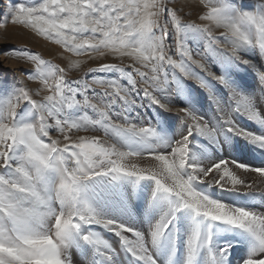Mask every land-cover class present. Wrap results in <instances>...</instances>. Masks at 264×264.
Wrapping results in <instances>:
<instances>
[{"label": "snow or ice", "instance_id": "obj_1", "mask_svg": "<svg viewBox=\"0 0 264 264\" xmlns=\"http://www.w3.org/2000/svg\"><path fill=\"white\" fill-rule=\"evenodd\" d=\"M188 6L196 19L176 0H0V27L118 61L69 79L86 60L14 50L37 87L0 79V264H264V192L240 175L264 181V161L234 155L264 152L237 123L264 129L237 75L264 59V0Z\"/></svg>", "mask_w": 264, "mask_h": 264}, {"label": "rangeland", "instance_id": "obj_2", "mask_svg": "<svg viewBox=\"0 0 264 264\" xmlns=\"http://www.w3.org/2000/svg\"><path fill=\"white\" fill-rule=\"evenodd\" d=\"M250 3H255L256 0H249ZM195 3V0H176V6L178 8L182 7L183 11L181 15H185V19H196L199 8L189 7ZM3 9H0V18H2ZM190 13V14H189ZM189 14V15H186ZM26 49L33 53H39L44 59L52 60L53 63L60 64L61 67L67 68L68 59H81L86 60L87 63L82 64L80 69L70 70L68 72L69 79H79L83 76L89 68L97 67L100 63H118L111 57L102 58L98 60H88L87 57H75L69 53H65L62 48L55 45L49 41L44 40L42 37H38L32 32L25 30L22 27L8 24L6 27H0V79H6L8 82H12L15 79L25 81L30 88L35 89L37 85L34 82L27 81L26 73L31 70V66L15 58L13 55L14 50ZM246 59H251L255 68L241 65L240 70L237 73L238 78H240L245 85L247 91L256 93L253 88L256 86L257 80V69L259 71H264V59L259 57L254 51H250L246 56ZM125 64L128 63L127 60L124 61ZM216 69L213 68V71ZM92 75H101L98 73H93L89 75V79ZM211 79V78H209ZM250 81V82H249ZM189 83H194L189 81ZM145 105H148L147 99L143 100ZM201 103L203 105L201 111L202 114L211 115V108L206 98H201ZM154 111V109H141L142 113H145V118H147V112ZM84 134V133H80ZM91 134V133H89ZM56 133H53L55 136ZM107 237L111 240L112 244L119 249V240L117 237L107 234ZM74 259H78V256L74 254ZM121 259L126 260V257L121 254ZM78 264V263H77Z\"/></svg>", "mask_w": 264, "mask_h": 264}, {"label": "bare ground", "instance_id": "obj_3", "mask_svg": "<svg viewBox=\"0 0 264 264\" xmlns=\"http://www.w3.org/2000/svg\"><path fill=\"white\" fill-rule=\"evenodd\" d=\"M250 82V81H249ZM256 91V96L258 99V107L260 108L262 114H264V93L260 91L259 83L257 82L256 86L253 87ZM237 123L243 126L244 128L251 130L256 133H260L264 131L261 127L253 122H250L246 119L237 117ZM240 144L243 145L244 142L240 141ZM228 154V149H225L224 155ZM236 157L244 163L250 164L252 166H260L261 161H264V152H262L259 148H254L251 145H248L243 151L237 150L234 153ZM240 175L245 178L247 181H250L254 184L258 192H264V181L256 173H245L243 171L240 172ZM226 198H230V194L223 193ZM257 210L264 209V206L261 205L259 197L256 202ZM81 257L78 256V259ZM76 260V259H75ZM78 264H81V260H76Z\"/></svg>", "mask_w": 264, "mask_h": 264}]
</instances>
